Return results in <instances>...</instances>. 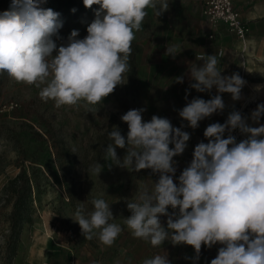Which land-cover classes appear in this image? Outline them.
<instances>
[{"label": "clouds", "instance_id": "9594fccd", "mask_svg": "<svg viewBox=\"0 0 264 264\" xmlns=\"http://www.w3.org/2000/svg\"><path fill=\"white\" fill-rule=\"evenodd\" d=\"M42 2L12 0L10 10L0 14V73L40 88L41 98L52 100L56 108L83 107L87 112L126 83L131 45L142 30L147 9L159 16L169 7V0H83L86 8L100 6L87 36L78 39V31L73 30L68 43L57 49L52 36L62 27L60 14L41 7ZM177 47L167 46L166 55L174 58ZM197 60L203 64L188 63L189 89L211 93L215 87L217 94L208 100L193 98L178 111L194 130L200 121L224 111L222 94L239 101L246 84L238 73L222 75L215 54ZM175 82L184 83V76ZM262 87L257 85L255 90ZM144 111L131 109L120 117L127 124V135L113 126L107 134L111 142L103 148L104 160L109 168L151 170L159 179L152 181L150 189H137L134 196L124 198L130 215L123 226L111 222L115 217L103 194L91 200L92 211L78 205L71 218L84 238L110 247L126 227L134 238L160 249L142 264H171L162 249L165 241L191 246L197 260L202 246L222 245L210 264H264V124L252 127L233 109L223 124L208 125L203 133L207 143L194 147L191 163L177 184L173 158L184 153L190 133L182 130L184 125L174 127L157 115L145 121ZM262 115L264 103L257 105L251 119L259 123ZM237 129L247 138L237 142L232 135ZM117 148L126 149L123 159ZM102 170L101 163L89 169L97 175ZM161 217H167L166 226Z\"/></svg>", "mask_w": 264, "mask_h": 264}, {"label": "rangeland", "instance_id": "374dc122", "mask_svg": "<svg viewBox=\"0 0 264 264\" xmlns=\"http://www.w3.org/2000/svg\"><path fill=\"white\" fill-rule=\"evenodd\" d=\"M40 6L55 11L58 4L57 0H43ZM99 9L98 5H93L92 12L88 8L76 13H72L73 10L56 11L62 23V27L52 36L57 49L68 43L73 30L78 31V39L85 38L87 27L96 18ZM155 28L147 15L142 30L136 33V39L132 42L133 59L130 55L129 63L131 71L135 70L137 81L130 79L131 71L126 73V83L117 86L114 93L103 104L95 106L92 112H87L83 107L56 108L52 100L41 98L40 88L16 83L7 76L0 90V206L3 188L19 173L21 167L30 178L29 202L32 210L31 222L24 224L22 230L28 238L24 240L23 250L18 245V252L11 264H42V237L45 242L46 233L53 238L66 236L75 241L86 240L79 224L71 218L78 205L83 204L86 211H92L91 200L103 194L102 198L109 204L112 202V211L116 213L117 209L126 205L124 198L130 197L128 188L133 183L147 178L156 180V174L151 170L134 172L115 165L109 168L103 152L107 146L104 143L111 142L107 135L109 127L113 130V126H117L126 137L128 127L120 117L128 110L145 109V121H149L153 115L170 117L164 104L175 96L170 90L171 80L152 81L147 86L141 81L142 72L149 68L153 70L159 64L156 50L152 55L147 54L155 42ZM166 86L168 90L164 89ZM46 131L63 148L68 149L69 154L56 159ZM37 133L43 140L38 138ZM73 149L75 152H72ZM116 151L118 157L123 159L126 149L117 148ZM181 160L187 161L186 158ZM97 163L103 165L99 175L89 171ZM9 211V208L0 210V264H7L3 234L7 230L4 217Z\"/></svg>", "mask_w": 264, "mask_h": 264}, {"label": "crops", "instance_id": "0c3cea01", "mask_svg": "<svg viewBox=\"0 0 264 264\" xmlns=\"http://www.w3.org/2000/svg\"><path fill=\"white\" fill-rule=\"evenodd\" d=\"M232 1L239 11L244 25L243 39H239L223 23H210L203 13L204 0H169L168 9L159 16L156 15L155 10L147 9L148 18L156 27L155 42L151 45V52L147 54L152 55V52L156 50V61L159 64H156L153 70L149 68L142 72L141 81L147 86L152 81L171 80L170 90L175 96L172 101L164 104L170 112V117L166 118L171 121L174 127L184 125L182 130L190 133V140L187 142L188 146L184 153L173 158L176 168L173 179L177 184H179L180 174L191 163L194 147L201 141L207 143L203 133L208 125L217 122L223 124L233 109L240 111L246 122L252 127L264 124V115L261 116L259 123H254L251 119V113L257 108V105L264 103V87L260 91L255 90L257 85L264 86V0ZM173 45L178 46L176 49L178 54L174 58L171 55H166L167 46ZM213 54L219 60L218 67L221 68L222 75L230 76L233 73H238L246 81V84L242 89L239 101H233L228 93L222 94L225 103L224 111L200 121L199 127L194 130L179 117L178 111L193 98L199 97L208 100L217 92L215 87L211 93H199L194 89H189L190 80L186 75L188 63L194 62L200 66L203 61L197 60V57ZM155 73L157 76H154ZM181 75L184 76V83H176V78ZM164 89L168 90L169 87L166 86ZM184 158L187 161L181 160ZM158 179L159 175L156 174L155 181ZM144 187L149 189L152 187L150 178L133 183L128 188L129 198L135 195L137 189ZM111 203L112 210L114 206ZM169 211L171 210L169 209ZM113 215L115 218L111 222L123 226V220L130 215V212L125 205L121 209H117ZM166 220L167 217H161V222L165 226ZM24 236L23 231L19 243V249L22 250L25 244L24 240L28 238L27 233ZM42 245V264H142L145 258H151L160 251L159 248H153L150 243L134 238L126 227L110 247L100 244L95 238L75 241L66 236L59 238L50 236V239L47 237V243L42 237ZM221 246L220 244L211 248L202 246L198 260L195 259L196 254L191 246L183 244L174 246L165 241L162 249L167 252L171 264H210L211 260L217 256ZM46 249L47 257L45 259Z\"/></svg>", "mask_w": 264, "mask_h": 264}, {"label": "trees", "instance_id": "16d2710c", "mask_svg": "<svg viewBox=\"0 0 264 264\" xmlns=\"http://www.w3.org/2000/svg\"><path fill=\"white\" fill-rule=\"evenodd\" d=\"M12 0H0V14L4 11L10 10ZM58 6L55 11L58 12H68L73 10L72 13L84 10L86 7L83 1L77 3L75 0H57ZM93 7V6H92ZM92 7L88 8L89 12H92ZM131 59H133V54L131 53ZM8 74L6 72L0 73V90L6 82ZM130 79L137 81V76L135 70L132 69L129 73ZM112 129L109 127V132ZM51 140L52 148L54 150V156L56 159H62L67 154L69 150L63 148L60 142L55 139L50 133H45ZM38 138L42 139L41 135L37 133ZM100 143V139L98 140ZM107 142L104 143L106 145ZM31 195V184L29 176L20 167L19 173L12 179H10L6 186L2 190V204L0 210L9 208L10 211L4 217V222L7 225L6 233L3 234L4 239V249H5V259L7 264H11L12 260L16 256V251L20 243V236L23 230L24 224H29L31 222V205L29 202V197Z\"/></svg>", "mask_w": 264, "mask_h": 264}, {"label": "built area", "instance_id": "2783aa9c", "mask_svg": "<svg viewBox=\"0 0 264 264\" xmlns=\"http://www.w3.org/2000/svg\"><path fill=\"white\" fill-rule=\"evenodd\" d=\"M203 13L210 23H223L239 39L244 38V25L240 13L233 5L232 0H204ZM227 135L226 131L225 138H227ZM232 135L236 137L237 142L247 138L238 129L233 131Z\"/></svg>", "mask_w": 264, "mask_h": 264}, {"label": "bare ground", "instance_id": "6f19581e", "mask_svg": "<svg viewBox=\"0 0 264 264\" xmlns=\"http://www.w3.org/2000/svg\"><path fill=\"white\" fill-rule=\"evenodd\" d=\"M47 237H48V239H50V236L46 233L45 234L46 243H47ZM46 257H47V249H46V253H45V259H46Z\"/></svg>", "mask_w": 264, "mask_h": 264}]
</instances>
